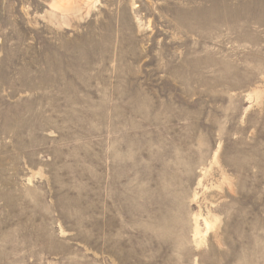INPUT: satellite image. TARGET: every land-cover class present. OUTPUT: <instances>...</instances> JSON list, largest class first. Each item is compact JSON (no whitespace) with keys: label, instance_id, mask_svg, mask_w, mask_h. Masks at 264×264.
I'll use <instances>...</instances> for the list:
<instances>
[{"label":"rangeland","instance_id":"1","mask_svg":"<svg viewBox=\"0 0 264 264\" xmlns=\"http://www.w3.org/2000/svg\"><path fill=\"white\" fill-rule=\"evenodd\" d=\"M0 264H264V0H0Z\"/></svg>","mask_w":264,"mask_h":264}]
</instances>
